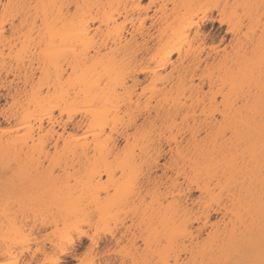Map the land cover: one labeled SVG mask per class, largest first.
Returning <instances> with one entry per match:
<instances>
[{"label": "bare ground", "instance_id": "bare-ground-1", "mask_svg": "<svg viewBox=\"0 0 264 264\" xmlns=\"http://www.w3.org/2000/svg\"><path fill=\"white\" fill-rule=\"evenodd\" d=\"M5 5L8 7L5 8ZM0 7V38L4 32L9 31L14 37L22 34L21 40L19 37L10 38V41L20 40L21 45H28L26 42L34 44L29 41L33 40V36L35 43L40 41L32 58H28L30 68L24 64V67L30 69V73L25 71L30 74V78L25 72L27 78L23 76L25 80L30 79V85H26L29 91L25 89L27 99L24 98V105L17 104L19 109L9 110L5 117L7 122L14 124V129L0 135V168L4 169L5 164H9L10 169L15 166L16 174L15 167H12L11 171L14 170L12 173L15 174L12 176L22 181L12 192L7 191L8 194L5 192L6 187L4 189L2 186L3 191L0 188V264H28L32 260L37 261L36 264H50L53 260L61 261L64 256L76 254L74 242L82 236L88 238L87 248H91V251L88 257L86 255L79 259L78 264H103L99 255L107 254L111 248L106 252L103 248L99 251L101 243L104 246L106 242L98 237L101 236V228H106L101 224L106 225L103 220L107 218L109 222L110 217L107 216L111 215L110 212L113 214V211L122 210L113 207L111 211L110 206L109 212L105 203L109 201L111 204L109 199L113 202L117 198L115 206L125 204V200L119 203L121 195H115L116 198L113 195H119L121 192H116L122 191L124 187L128 190L129 185L120 188L122 179L116 178L113 173L114 169L125 171L123 173L127 175L121 177L125 182L130 173L123 170L128 164L126 162L127 165L122 168V160L132 154L136 159L137 156L141 158L138 160L142 164L138 160V163L134 161L139 167L149 166V170L148 167L144 170L146 173L149 171L143 183L147 185V188L143 185L147 189L146 193L153 188L155 191L148 192L150 199L140 194L141 199L137 204L140 206L145 196L143 198L150 201L147 200L148 204L143 203L150 206L149 212L151 209L154 213L150 215L146 210L148 206L144 205L137 216L136 202H133V208V203L131 207L127 205L129 210L133 209L132 213L135 212L133 215L139 217L137 221L143 220L140 222L145 225L142 228L139 226L141 223L136 221V226L134 219L137 217H134L130 219L134 223H130L135 224L133 227H141L140 230L132 229L133 224L129 223L124 229L121 226V232L118 227V230L115 228L116 232L113 229L114 235L112 229V232L109 230V236H112L110 240L113 239L111 244L122 240L129 243V246L127 241L125 245L122 243L123 246L121 243L113 245L115 250L119 244L122 248L125 246L123 250L118 246L121 248H118L120 252L117 250L120 256L140 239V242L144 241L143 247L137 244L138 241L134 247H140L143 254L139 253L145 256L147 249L154 250L161 244L163 249L157 246L155 250L158 253L154 251L156 257L154 252L151 253L156 259L158 256L157 260L147 256L150 260L154 259L152 262L156 260L155 264H261L264 261V0H0ZM214 22L219 26L225 25L224 31L229 34V38L221 48L211 49L206 47L207 39L212 35L206 29V24ZM30 35L33 36L29 39ZM3 43L4 40H0V44ZM57 45L61 48H56ZM1 50L0 74L12 70L10 67L14 65L6 66L8 63L5 61L9 58L4 61L3 57L7 55ZM34 61L40 64L39 68L42 65L43 69L44 66L41 71L34 63L37 65L36 70L41 71L40 75H36L38 77H33ZM18 62H15L13 70L20 69ZM26 82L29 83V80ZM5 88V93L0 91V98L9 97L13 103L17 101L15 97L18 92L25 95L24 88L14 87L10 83ZM16 91L18 94L15 95ZM53 108H57L59 115L68 114L62 117L64 122L61 121L63 119L59 123L56 121L61 131H57L53 125L50 116ZM77 113L79 116L76 119L74 117ZM67 124H72L76 129L74 131L84 133L80 136V132L76 135L73 131L75 137L72 132L65 133ZM51 139L57 151L59 148L56 145L61 141V146L57 145L60 147L59 153L55 151L54 160L51 157L54 163L58 160L55 163L57 166L63 161L59 154L66 161L68 155H76L83 157L85 166H80L86 171L80 169V172L77 167V173L73 169L77 178L70 176H74L72 171H64L66 181L62 173L58 175L61 178L55 176L56 179L49 180V183L45 180L48 185L43 187L42 184V189L41 184L30 179V170H27L35 164L32 162L38 160L40 153L46 150ZM131 145L138 148V155ZM130 150L134 153L130 154ZM123 153L128 155L121 159L118 154L124 156ZM109 155L113 162L108 159L110 157L107 158ZM96 157L100 161L95 162L103 160L101 166V163L94 164L90 159ZM75 158L78 162L81 159ZM66 161L63 162L65 165L69 163ZM110 163L115 165L111 166ZM26 167L28 169L25 170ZM158 170L160 174H157ZM166 170L172 173L169 175L167 172V175ZM78 174L85 178L82 179ZM130 177L127 184L140 186L139 182L133 183ZM178 177H182V180ZM70 178L73 180L71 183ZM42 179L38 182L42 183ZM59 182L63 184L58 188L56 185ZM160 185L164 188L163 193L166 192V195L162 193L164 198L160 195L162 189L159 193L158 189L155 190ZM100 187L102 191L111 187L116 192L110 188L114 193L108 195L107 190L105 197V191H101L104 194V197L101 196L103 201L96 200L94 195L97 194L95 196L99 198L100 194L91 190H99ZM138 188L134 195H139L140 190V193L145 192L142 186ZM48 189L54 191L50 193ZM75 190L77 193H74ZM194 190H198L199 195L191 196ZM90 191L92 194L94 192L93 196ZM82 194L90 196L86 198ZM157 195L163 199L162 208ZM108 197L112 198L106 200ZM83 198L87 200L83 202ZM45 199L48 202H44ZM33 200L37 203L36 208ZM155 200L159 207L152 205L156 204ZM41 202L44 204L40 207ZM82 203V206L79 205ZM44 210H47V215ZM145 211L148 213L145 214ZM214 212L219 216L210 219ZM103 215L106 219H103ZM46 223L47 227L50 226L47 229ZM82 223L87 224V230L97 227L93 230H100L99 235L95 234L97 230H94L95 236L92 233L89 235V230L83 229ZM38 224H41L39 227L45 224L42 227L44 230L38 228ZM103 230V233L107 231ZM62 236H67L71 241L63 247L60 246ZM160 237L164 242L156 241ZM150 241L158 244L150 249ZM147 243L149 246H146ZM134 247L133 252L138 248ZM136 252L133 257H136ZM169 252L171 256L168 257ZM131 253H126L131 258L129 260L125 257L131 262L125 260L127 263L146 262V257L145 260L140 255L143 258L140 260L137 253V261ZM118 260L114 264L125 262L122 256ZM152 262L150 264H154Z\"/></svg>", "mask_w": 264, "mask_h": 264}, {"label": "rangeland", "instance_id": "rangeland-1", "mask_svg": "<svg viewBox=\"0 0 264 264\" xmlns=\"http://www.w3.org/2000/svg\"><path fill=\"white\" fill-rule=\"evenodd\" d=\"M224 1H225V0H224ZM222 2H223V0H222ZM0 8H1V7H0ZM206 29H207V30H210V34H212V35H211V38L207 39V40H208L207 43H206V47H207V48H211V49H213V48H221L222 46L225 45L227 39L229 38V34H227L226 31H224V30H225V25H221V26H219L218 23H216V22L211 23V24L208 23V24H206ZM7 34H9V35L7 36ZM2 35L5 37V39L8 37L6 40L4 39L3 36H2L3 39L0 38L1 41L4 40V43H3V44H0V47H1L0 50L2 49V50H1L2 53H4V55H7V56L3 57V60H4V59L7 60L6 58H9L7 61L4 60L5 62L8 63V64H7V63L4 62L5 65H6V64H7L6 66H8L9 64H14V65H15V62L17 63V60H18L19 62H21V60H23L20 64L23 65V67H24V64H25V65L27 64V67H29L30 65H28V62L30 63V60H29L28 58H29V57L32 58L31 55L34 54V52H36L37 49H35V48L38 47L37 44H38V42H40V41H38L37 43H35V42L33 41L35 37H34L33 35H30V36H29V39H30V37L33 36V40L31 39V40H29V41L33 42V43L36 44L37 46L34 45V44H32V43H30V42H26V40H23V42L25 41L26 43H28V45H27V44H24V45H23V43H22V45H21V44H20L21 42H19V41L22 39V34H21V36H18V34H17V35H15V37H14V36H13L14 34L12 35L11 32L9 33V31H6V32H4V34H2ZM5 35H6L7 37H6ZM11 35H12V36H11ZM34 35H35V34H34ZM9 36H10V37H9ZM23 36H25V35H23ZM36 36H37V35H36ZM11 37H12V38L14 37V39H16V38L19 37L20 40H17L18 42H16V40L11 39V41H10V38H11ZM25 37H27V35H26ZM25 37H24V38H25ZM37 37H38V36H37ZM24 38H23V39H24ZM38 38H40V37H38ZM213 38H214V39H213ZM8 39H9V40H8ZM212 39H213V40H212ZM37 40H38V39H37ZM39 40H40V39H39ZM5 41H6V42H5ZM12 41H14V42H12ZM10 42H11L12 45L10 44ZM15 42H16V43H15ZM25 42H24V43H25ZM14 43L16 44V46H15ZM31 44H32V45H31ZM18 45H19V46H18ZM29 46H30V48H29ZM32 46H33V47H32ZM34 46H35V47H34ZM11 47H13V48L11 49V50H13V51L10 50ZM17 47H18V48H17ZM25 47H26V48H25ZM51 47H52V46H51ZM57 47L59 48L60 46L57 45L56 48H57ZM15 48H17V49H15ZM49 48H50V47H49ZM52 48H54V46H53ZM60 48H61V47H60ZM29 49H30V50H29ZM21 50H22V51H21ZM28 50H29V51H28ZM50 50H51V49H50ZM52 50H53V52H54V49H52ZM58 50H59V49H58ZM10 51H11V52H10ZM24 51H25V52H24ZM55 51H57V49H55ZM18 52H19V53H18ZM46 52L49 53L50 51H47V48H46ZM12 53H13L15 56H14ZM30 53H31V54H30ZM23 54H24V55H23ZM1 55H3V54H1ZM4 55H3V56H4ZM21 55H22V56H21ZM10 56H11L12 58H11ZM20 56H21V57H20ZM13 57H14V58H13ZM18 57H19V59H18ZM15 58H17V59H15ZM23 58H24V59H23ZM12 59H13V60H12ZM14 59H15V60H14ZM20 59H21V60H20ZM27 60H29V61H27ZM8 61H9L10 63H9ZM19 62H18V64H17L18 67L20 68L19 70H22V69H24V68H25L26 70H24V71H20V72H21V73H20L19 70L17 69V68H18L17 65L15 66L17 70H15V69L13 70V68H14L13 66H14V65H11L12 68L10 67V69H12V70H10V69H9V70H10V71H13V72L8 71V72H9V73H8L7 70H6V71H3V72L0 74V76H1V77H0L1 80H4V82H2V81L0 80V81L2 82V83H0V84H2V85H0V91H1V92L5 93V92H4L5 89H6L5 87H7V86L9 85V83H10V85L12 84V86H14V87H17V86H18V88H20V87H21L22 89L24 88V92H25V89L27 90V92L29 91V90H28L29 87L26 86V85H30V79H29V78H30V76H29L30 74L28 75V73H26V72H29L30 69L26 68V66L23 68V67L20 65V66L22 67V68H21V67L19 66ZM34 63H35V61L33 62V65H34V68H35V71H34V68H33V71H32V72H33V75H34L33 77H38V76H36V75H37V74H38V75L41 74V71L44 69V66H43V69H42V65H41V66H40L41 69H40V68H39V65H40V64L36 62L35 64H37V65H38V68L41 70V71H39V69L36 70L37 67H35V66H37V65H35ZM5 65H4V66H5ZM6 66H5V68H6ZM5 68H3V69H5ZM7 68H8V67H7ZM7 68H6V69H7ZM29 68H30V67H29ZM25 71H26V72H25ZM15 72H16V73H15ZM22 72H23V73H22ZM24 72L29 76V78L26 79V80H29V83H27L26 80L23 79V76H26V75L24 74ZM35 72H36V73H35ZM39 72H40V73H39ZM3 73H4V74H3ZM12 73H13V74H12ZM19 73H20V75H19ZM29 73H30V72H29ZM15 74H16V75H15ZM66 75L69 76L67 73H66ZM66 75L64 74V77H65ZM2 76H4V77L6 76L7 79H5L6 77H5V78H2ZM70 76H71V74H70ZM71 77H73V76H71ZM24 78H25V77H24ZM26 78H27V76H26ZM9 79H10V80H9ZM34 79H36V78H34ZM68 79H69V78H68ZM5 80H6V81H5ZM7 80H9V81H7ZM12 80H14V81H12ZM68 81H70V80H68ZM72 81H73V80H72ZM6 82H7V83H6ZM25 82H26V83H25ZM24 83H25V85H23ZM70 83H71V82H70ZM3 84H4V85H3ZM15 85H17V86H15ZM4 86H5V87H4ZM26 87H27L28 89H27ZM2 88H3V89H2ZM4 88H5V89H4ZM16 90L20 91L21 89H16ZM18 91L15 92V95H16V93H17ZM24 92H23V93H24ZM18 93H19V94H18ZM18 93H17L18 95H16V97H15V98L17 99V101H16L14 98H12V99H14V100L16 101V102H14L16 105L11 101V98H9V97L5 98V97L3 96V97L0 98V135H1L2 133L4 134V133L7 132L9 129H14V124H13L12 122H10V121H8L9 123L7 122V119H6L7 114L9 113V110L11 111V109H14V108H15V109H17V108L19 109L20 106H18L17 104H19V103L21 104V103L23 102L24 98H26V95L28 94V93L25 92V95H24V94L21 95V94H20L21 91L18 92ZM147 93H148V92H147ZM42 94H44V92H43ZM15 95H14V96H15ZM20 97H21V99H20ZM22 97H23V98H22ZM26 99H27V98H26ZM24 103H25V101H24ZM24 103H22V104L24 105ZM11 104H12V105L14 104V105L11 106ZM22 104H21V105H22ZM10 106H11V107H10ZM17 106H18V107H17ZM53 109H54V108H53ZM53 109H52V110H53ZM56 109H57V108H55L53 111H51L52 113H50V116H51V118L53 119V122H54L53 125H54L55 129H56L57 131H61V129H60L56 124L59 123L61 119H63V118H62L63 116L68 115V114L64 113V115H63V114H62V115H61V114L59 115V113H58V111H57ZM109 109H110V108H108V110H109ZM111 109H112V108H111ZM15 111H17V110H15ZM109 111H110V110H109ZM77 112H78V110H77ZM39 113H41V112H39ZM51 114H52V115H51ZM80 114H81V113H80ZM75 115H76V114H74L73 116H75ZM5 116H6V117H5ZM59 116H60V117H59ZM78 116H79V113H77L76 117H74V118L77 119ZM64 118H65V120H67L66 117H64ZM45 119H46V118H45ZM47 119H48V118H47ZM56 121H57V123H56ZM61 121L64 122V119L61 120ZM44 123L47 124L46 121H44ZM11 124H13V125H11ZM65 130H66L65 133H71V132H72V135H73L74 137L77 135V132H80V131H77V132L74 131V130H76V129H74V128L72 127V124H67ZM77 130H81V129H77ZM4 131H5V132H4ZM73 131L76 132V135H74L75 133L73 134ZM82 131H83V130H82ZM80 133H81V132H80ZM80 133H78V134H80ZM83 133H84V132H83ZM83 133H81L80 136H81ZM60 143H61V141H59L57 145H59ZM121 143H122V142H121ZM122 144H123V143H122ZM122 144H121V146H122ZM57 145H56V147H58L59 149H58V148H57V149L60 151V147L57 146ZM134 145H135V144H134ZM60 146H61V144H60ZM131 148L133 149V148H135V147H132V145H131ZM131 148H130V149H131ZM136 149H138V148H135V150H134V149H133V150L136 152ZM46 150L48 151V154L46 153V152H47ZM46 150H44L43 153H42V152L40 153L41 155L44 154L42 157H41V155L38 153V155H40V156H38V157H39L38 160L40 159L39 161H38V160H34L33 162L30 161V162H32V163L35 162V164L32 165L31 167H30L29 165H27V166H29V167H28L29 169H28L27 167L25 168V170L28 169L27 171L30 170V171H29V172H30V173H29V174H30V179L33 180V181H35V183L37 182V184H38V183L41 184L40 188L42 187V184H43V187H44V185L46 186V184L48 185V183L51 182V181H49V180L54 179V178L56 179L55 176H58L59 174H62V173H63L62 178H64V177H65V176H64V175H65L64 171H66V172L72 171L73 174H74L75 171L78 173V171H80V169H81V171H83V170L85 169L84 167H83L84 169H82L81 166H80V165L83 164V162H82V161L84 160L83 157H81V156H76V155H74V156L68 155L69 157H67V155H65V158L67 157V161H66V159L64 160L63 155H62V154H59V155L61 156V160H63V161H62V162H59L60 164H58V166H57L55 163H58V162H57L58 160L54 163V161H52V158H51V157L53 156V160H54V159H55L54 155L56 154V152L59 153V151L55 150V148H54V140H53V139L50 140L49 145H48V147L46 148ZM122 150H123V149H122ZM122 150H121V151H122ZM125 150H126V149H125ZM128 150H129V149H128ZM133 150H132V151L130 150L129 153L132 154ZM55 151H56V152H55ZM121 151H120V152H121ZM126 151H127V150H126ZM122 152H123V151H122ZM138 152H139V151L136 152L137 155H138ZM36 153H37V152H36ZM36 153H34L33 155H34V156H35V155L37 156ZM45 153H46V154H45ZM60 153H61V152H60ZM133 153H134V152H133ZM123 154H124V153H123ZM130 154H129V156H131ZM59 155H58V156H59ZM118 155L120 156L121 159H122V158L124 159V158H126V156L128 155V153H127V155L124 154V156H123L122 154H121V155L118 154ZM132 155L135 157L134 154H132ZM56 156H57V155H56ZM60 156H59V157H60ZM119 156H117V158H118ZM129 156H128V157H129ZM133 156L127 158L126 160H125V159L122 160L123 163H124V165H123V163H122V166H123L122 168H125L124 166H126V165L128 164V165L126 166V168L123 169V170H128V171H129L130 174L128 173V174H129L128 176H129V177L131 176L130 178L132 179V182H133V183H134V182H136V183L139 182L138 184H140V186H142V191H143V190H145V188H147V187H146V186H147L146 183H145L146 186H145L143 183L146 182L145 179H146V176H147L148 173H149V171H148V173H146L147 171L145 172L144 170H146L145 168H147V167H148L147 169L149 170V166L146 165V167L144 168L145 165H142V166L139 167V166H138L139 164H137V163L140 162L139 160H140L141 158L137 156V159H136V157L134 158ZM32 157H33V156H32ZM62 157H63V158H62ZM71 157L73 158L72 160H71ZM75 157H80V158L82 159V160L79 159L81 162H80V161L78 162V161H77L78 159L75 158ZM108 157H110V158H108ZM111 157H112L111 155L107 156L108 159H111ZM132 157H133V159H132ZM33 158H35V157H33ZM36 158H37V157H36ZM68 158H69L71 161H73V162H75V160L77 159V160H76L77 162H75V163L72 162V163H71V162L69 161ZM84 158H85V157H84ZM138 158H140V159L138 160ZM56 159H57V158H56ZM90 159H92L91 161H94V160H98V161H100L97 157H96V159H93V158H90ZM105 159H106V158H105ZM165 159H167V156H165ZM61 160H60V161H61ZM117 160H118V159H117ZM132 160H133V161H132ZM135 160H136V162H137V160H138V162H137V163L134 162ZM64 161H66L65 163H68V161H69V163L65 165V164L63 163ZM91 161H89V163H90ZM102 161H103V160H101V162H97V161H96V162H97V163H101V164H100V166H101V165H102ZM108 161H109V160H108ZM111 161L113 162L112 159H111ZM114 161H115V159H114ZM124 161H125V162H124ZM160 161H161V159H160ZM162 161H163V159H162ZM86 162L88 163L87 158H86ZM96 162L94 161V164H95ZM126 162H127V164H126ZM32 163H29V164L31 165ZM80 163H81V164H80ZM87 163H86V164H87ZM91 163H92V162H91ZM91 163H90V165L92 166ZM115 163H116V162H115ZM120 163H121V162H120ZM120 163H119V164H120ZM61 164H62V166H61ZM113 164H114V163H113ZM113 164L111 165V163H110L111 166H114V165H115V164H114V165H113ZM125 164H126V165H125ZM136 164H137V165H136ZM140 164H142V162H140ZM144 164H146V163H144ZM67 165H68V166H67ZM90 165L87 164L88 167H89ZM96 165H98V164H96ZM96 165H95V166H96ZM7 166L9 167V164H8ZM7 166H6V164H5V167H7ZM11 166H12V164H11ZM83 166H85V164H83ZM120 166H121V165H120ZM5 167H4V169H3V168H2V169L0 168V169H1L0 174L2 173V174L0 175V177H1V178H0V188H1V190H2L3 188L5 189V187H6L5 192H6V194H8L7 191H11V192H12V191H13V188H14L16 185H18L19 182H22V181L19 180L18 177H15V176L13 177V176H12V174H14V173H12V172H14V170H13V171H11V170H12V167L14 168L15 166H12L11 169H10V167H9V168L7 167V169H6ZM77 167H78V171L76 170ZM88 167H87V170H89ZM97 167H98V166H97ZM115 167H116V166H115ZM141 167H142V168H141ZM62 168H63V169H62ZM113 168H114V167H113ZM116 168H117V167H116ZM5 169H6V170H5ZM65 169H66V170H65ZM73 169H74L75 171H73ZM139 169H142L144 172L141 171V170H139ZM62 170H63V171H62ZM3 171H4L5 173H3ZM81 171H80V172H81ZM85 171H86V169H85ZM114 171H115V172L113 173V176H115V174H116V178H118V179L120 178V180L122 179V182H121L120 180L117 181L118 179L116 180L117 182H121V183H120L121 185H120L119 187H120V188H123V187H122L123 185H124V186L129 185V186H128V187H129L128 190L125 189V187H124V188L122 189V191H121V190H118V191L116 192V189L111 188V187H112V186H111L110 188L113 189V190H115L114 192H116V193H118L119 191L121 192V193H119V195H117V194H114V195H113L114 192L111 191L110 188L107 189L108 192H109V194H108V192H106L107 190H106V191L104 190L105 192L102 191V190H100V189H103L102 187H100L99 190H95V189H96V188H95V189H92L91 191H94V192L96 191L97 193L99 192V193H98V194H100V195H99V198L97 197V196H98L97 194H95V195H97V196L94 195V197L96 198V200H97V199H98V200H102V197H101V196L104 197V194H105V197H106V193H107L108 195H110V192H113L112 195H113L114 198L119 197V196L121 195L122 197L120 196V198H122V199L119 201L120 198H118V201H119V203H120V202H122V200H125V201H123V202L125 203L124 205H123V203H120L121 206H120V204H118L119 206H117V205L115 206L114 203L116 204L115 201H117V198H116V200L113 198L114 200H113V202H112V200L109 199V198H112V197H108V198H106V200L109 199V200L111 201V204H110V202L108 201V204H109V205H108L106 200H105L106 203H105V201H104V203L107 205V207H108V211H109L110 206H111L110 210H111L113 207H116L115 210H116L117 208H118V210H119L120 208H122V210L120 209L119 211H116V212L113 211V214H114V215L112 214V212L109 211V212L111 213V215H110V214H109V216L106 215L107 217H110L109 222H107V221H108V218H107L106 221L103 220V222H106V223H107L106 225H103V223H102V221H101V223H102V224L100 223L101 226H105L106 228H104V227H103V228L107 230V231H106V230H103V228H101V226H100V228H101V232H102V230H103V231H106L105 233H103V232L101 233L100 230L98 231V230L96 229V230H97V231H96V230L94 229V230L97 232V233H95V231L93 230V228H97V227H93V226H92L93 228H91V227L88 225V226L92 229V230H91V229H88V230L90 231V232H89V231L87 230V226H86L87 224L84 225V224L82 223V224H83V225H82V226H83L82 228H83V229H86V230L88 231L89 235H91V233H92V234L95 233V234L99 235L98 232H100L101 236H100V235L98 236L99 239H100L102 242H104V241H106L105 243L108 242V243H107L108 245H105V243H103L104 246H103L102 243H101V246H102V247H101V248L99 247V249H100L99 251H102V250H103L104 252H106V250H108L109 248H111V249H110L111 252H110V251H109V252L107 251V254H106V253H104V254L102 253L104 256H103V255H99V256H100V260L102 259V262H103V261H104V263H105V262H107V263L110 262L109 264H114V263L119 262L118 259H121V256H122V259L124 258V261L126 260L127 257H128L127 259H129L130 257H129V255L126 254V253H128V252L131 253V251H132L131 255H132V257H133V255H135L134 252H136V250H137L138 248H139V249H138V251L136 252V257H135V256H134V257L137 259L140 255L143 254V251H140V247H138V246H137L138 248H137V247H134V245H136V242H137V241H138L137 244H139V246L144 245V244H143L144 241H141V242H140V239H139V240L137 239L136 242L134 243V245L130 243L131 246L134 247V249H136V248H137V249L134 250V252H133V249H132V247H131V249H127L128 252L125 251V252H126V253H125V252L123 251L122 253H124V254H122V255L120 256V253L118 254V253H117V250H118V248H119L118 246H120L122 243H124V240H122L123 242H122V241L118 242V243H121V244H119L117 247L115 246V247H116V250H115V248H114L113 245L118 244V243H115V242H114V244H111V243H113V241H112L113 239L110 240V238H111L112 236H109V235L111 234L112 231H113V235H114V230H115V228L117 229V227H118L119 231H120V230L122 231V230L124 229V227L128 226V223H129V224H133V223L135 222V223H136V226L138 225V223H141L139 226H141V227L144 226L145 224L143 225V223L140 222V221H143V220L137 221V219L139 218V217H137V216H139V214H140V213H139V209L142 208L141 206L145 207L144 205H147V204H148V203H147L148 198L145 199L147 196H148V197L150 196V194H149L148 192H150V193H151V192H155V191H153L154 188H153V189L150 188V189H152V190L150 191V190L148 189L149 191H148L147 193H146V190H147V189H146L145 192L143 191L144 193H143V192L140 193V192H141V190H140V192H138L139 195H134V194H136V191H138L136 188L139 187L138 189H140V186H137L135 183H134V185H133L131 182H130L131 184H127L126 181L128 180V176H126V180H125V182H123L124 180H123V178H121V177H122V175H124V174L127 175L126 173H123V172H125V171H122V172H121L119 169H118V170H115V169H114ZM116 171H117V172H116ZM170 171H171V170H166V174L168 175V173H169V175H170V174L172 173V172H170ZM9 172H10V173H9ZM72 172H70V174H71ZM76 172H75V173H76ZM120 172L123 173V174H121ZM167 172H168V173H167ZM49 173H50V174H49ZM86 173H87V172H86ZM117 173H118V174H117ZM135 173H136V174H135ZM139 173H140V174H139ZM158 173L160 174L161 171L158 170V171H157V174H158ZM15 174H16V167H15ZM15 174H14V175H15ZM68 174H69V173H68ZM79 174H80V173H79ZM79 174H78V175H79ZM120 174H121V175H120ZM131 174H132V175H131ZM141 174H142V175H141ZM145 174H146V175H145ZM48 175H49V176H48ZM66 175H67V174H66ZM84 175H85V173H84ZM119 175H120V177H117V176H119ZM125 175H124V176H125ZM140 175H141V176H140ZM45 176L47 177V179H45ZM70 176H72V177H76L77 175L74 174V176H73V175L71 174ZM124 176H123V177H124ZM138 176H139L140 178H139ZM144 176H145V177H144ZM39 177H40L41 179H42V178L44 179V181H43V179H42V183H40V182H41V179L38 180ZM58 177H59V176H58ZM58 177H57V178H58ZM72 177H71V178H72ZM79 177H81V175H79ZM141 177H142V178H141ZM35 178H36V179H35ZM49 178H50V179H49ZM59 178H61V175H60ZM66 178H67V177H66ZM71 178H70V179H71ZM76 178H77V177H76ZM81 178L83 179V178H85V176H84V177L82 176ZM102 178H103V176H102ZM138 178H139V179H138ZM179 178H181V180H182V177H178V179H179ZM55 179H54V180H55ZM70 179H68V180H70ZM72 179H73V178H72ZM72 179L70 180V183H71V181L73 182ZM104 179H105V178H104ZM124 179H125V178H124ZM135 179H138V180H135ZM163 179H165V178H163ZM45 180H47L48 183H47V181H45ZM57 180H59V179H57ZM64 180H65V178H64ZM64 180H62L61 182H63ZM68 180H67V181H68ZM76 180H77V179H76ZM114 180H115V179H114ZM143 180H144V181H143ZM179 180H180V179H179ZM38 181H40V182H38ZM65 181H66V180H65ZM81 181H82V180H81ZM129 181H130V180H129ZM163 181H164V180H163ZM52 182H53V181H52ZM68 182H69V181H68ZM77 182H78V181H77ZM127 182H128V181H127ZM30 183H31V182H30ZM56 183H57V181L54 183V185H55ZM74 183H76L75 180H74ZM122 183H124V184H122ZM128 183H129V182H128ZM31 184H34V183L32 182ZM31 184H30V185H31ZM50 184H52V183H50ZM62 184H63V183H60V182H59L58 185H56V187L58 186V188H59V186L62 185ZM76 184H77V183H76ZM76 184H75V186H76ZM83 184H84V183H83ZM35 185H36V184H35ZM35 185H34V186H35ZM54 185H52V186H54ZM66 185H67V184H66ZM71 185H74V184H71ZM77 185H78V184H77ZM79 185H81V184H80V181H79ZM130 185H131V186L133 185V187H131ZM143 185H144L145 188H143ZM162 185H163V184H162ZM2 186H4V187L2 188ZM32 186H33V185H32ZM36 186H37V185H36ZM50 186H51V185H50ZM52 186H51V187H52ZM69 186H70V184H69ZM82 186H83V185H82ZM135 186H136V188H135ZM165 186H166V184H165ZM43 187H42V189H44ZM51 187H49V188H51ZM72 187H73V186H72ZM72 187H71V188H72ZM77 187H78V186H77ZM45 188H47V187H45ZM54 188H55V187H54ZM54 188H53V189H54ZM58 188H57V189H58ZM120 188H119V189H120ZM162 188H163V186H162ZM162 188H161V185H160L159 188H156L155 190L157 191V189H158V193H159V190H160V192H161V189H162ZM4 189H3V190H4ZM74 189H75V187H74ZM163 189H164V188H163ZM163 189H162V192H161V194H160L161 197L164 196L163 194L166 195V192H165V191H164V193H163ZM167 189H168V188H166V191H168ZM3 190H2V191H3ZM46 190H47V189H46ZM46 190H45V191H46ZM50 190H51V189H50ZM72 190H73V189H72ZM77 190H78V188H77ZM77 190H75L76 192H74V193H77ZM79 190H80V189H79ZM109 190H110V191H109ZM126 190H127V191H126ZM36 191H37V190H36ZM40 191H42V190L40 189ZM40 191H38V192H40ZM48 191H49V189H48ZM48 191H47V193H48ZM53 191H54V190H53ZM53 191H52V192H53ZM55 191H56V189H55ZM91 191H90V193H91ZM101 191L104 192V194H103ZM129 191H130V192H129ZM134 191H135V192H134ZM5 192H2V193L5 194ZM43 192H44V191H43ZM49 192H50V191H49ZM52 192H50V193H52ZM79 192L81 193V191H79ZM94 192H93V194H94ZM122 192H125V193H122ZM128 192H129L131 195H130ZM131 192H132V193H131ZM36 193H37V192H36ZM44 193H45V192H44ZM47 193H46V194H47ZM80 193H79V194H80ZM126 193H127V194H126ZM158 193L156 192V194H158ZM162 193H163V194H162ZM198 193H199L198 190H194V191L191 192V196H196V194L199 195ZM46 194H45V195H46ZM91 194H92V193H91ZM93 194H92V196H93ZM140 194H142V195L144 194L146 197H145V196H143V197H145V198L142 197V201H141L142 204L140 203L141 205L139 206L137 203H139L138 201L141 199V198L139 197ZM146 194H147V195H146ZM168 194H169V193L167 192V197L169 196ZM38 195H39V193H38ZM40 195H41V194H40ZM43 195H44V194H43ZM47 195H48V194H47ZM76 195H77V194H76ZM82 195H83V194H82ZM87 195H89V194H87ZM115 195H116V197H115ZM129 195H130V196H129ZM142 195H141V196H142ZM160 195H157V196L160 197ZM3 196H4V195H3ZM33 196H34V195H33ZM41 196H42V195H41ZM41 196H40V197H41ZM48 196H49V195H48ZM48 196H47V199L49 198ZM51 196H52V195H51ZM89 196H90V195H89ZM89 196H88V197H89ZM131 196H132V197H131ZM133 196H136L137 199H136V197H133ZM152 196H153V194H152ZM154 196H155V195H154ZM36 197H37V195H36ZM44 197H45V196H44ZM83 197L88 198L87 196H84V195H83ZM100 197H101V198H100ZM124 197H126L127 199L124 198ZM138 197H139V199H138ZM155 197H156V196H155ZM159 197H158V199H157V200H158V203H159V202H160V203H161V202L164 203V202H163V199L160 197V198H161V200H160ZM6 198H7V197H5V199H6ZM33 198H34V197H33ZM38 198H39V196H38ZM42 198H43V196H42ZM42 198H41V199H42ZM45 198H46V197H45ZM81 198H82V196H81ZM86 198H85V199H86ZM152 198H154V197H152ZM152 198H151V199H152ZM163 198H164V197H163ZM36 199H37V198H36ZM36 199H34V200H36ZM39 199H40V198H39ZM83 199H84V198H83ZM85 199L83 200V202L85 201ZM91 199H94V198H91ZM103 199H105V198H103ZM134 199H135V200H134ZM143 199H144V200H143ZM149 199H150V197H149ZM165 199H167V198H165ZM165 199H164V201H165ZM169 199H170V197H168V200H169ZM34 200H33V202H34V206H35L37 203L35 204V201H34ZM48 200H49V199H48ZM48 200L45 199L44 202H45V201L48 202ZM86 200H87V199H86ZM88 200H89V199H88ZM159 200H160V201H159ZM37 201H39V200L37 199ZM37 201H36V202H37ZM40 201H41V200H40ZM51 201H52V200H51ZM51 201H50V202H51ZM79 201H80V200H79ZM102 201H103V200H102ZM102 201H100V202H102ZM127 201H128V202H127ZM131 201H132V202H131ZM145 201H146V202H145ZM148 201H150V200H148ZM155 201H156V200H155ZM126 202H127V203H126ZM133 202H136L135 205L137 204L136 206H138V207H136V208H138V209H137L138 211H135L136 213L133 212V213H135L136 215L138 214L137 216H136V215L134 216L133 213H132V210H133V209H132V210H129V207L127 206V205L129 204L130 207H131V203H133ZM143 202H144V203H147V204H144ZM42 203H43V202H41V205H39L40 207L42 206ZM51 203H52V202H51ZM51 203H50V204H51ZM53 203H54V202H53ZM80 203H81V201H80ZM98 203H99V201H98ZM98 203H97V204H98ZM112 203H113L114 206H112ZM117 203H118V202H117ZM151 203H152V202H151ZM151 203H149V205H151ZM153 203H154V202H153ZM160 203H159V204H160ZM162 203L159 205L160 208H162V205H163ZM43 204H44V203H43ZM45 204H46V203H45ZM50 204H49V205H50ZM97 204H96V205H97ZM105 204H104V205H105ZM165 204H166V203H165ZM79 205L82 206L83 203H82V204H79ZM84 205H85V204H84ZM99 205L101 206V203H99ZM99 205H97V206L99 207ZM102 205H103V204H102ZM133 205H134V203L132 204V208L134 207ZM152 205H157V206H158L157 201H156V204H152ZM36 206H37V205H36ZM36 206H35V208H36ZM91 206H95V205L92 204ZM147 206H148V205H147ZM159 206H158V207H159ZM40 207H39V208H40ZM47 207H50V206H47ZM52 207H53V204H52ZM52 207H51V210H53ZM87 207H88V206H87ZM119 207H120V208H119ZM126 207H128V208L126 209ZM152 207L154 208L155 206H152ZM163 207H164V205H163ZM39 208H38V209H39ZM45 208H46V206H45ZM89 208H90V202H89ZM92 208H93V207H92ZM92 208H91V209H92ZM94 208H95V207H94ZM96 208H97V207H96ZM96 208H95V209H96ZM102 208H103V206H102ZM104 208L106 209V207H104ZM104 208H103V209H104ZM136 208H135V210H136ZM149 208H150V206H148V209H146V210H148V212H149ZM153 208H152V209H153ZM156 208H157V207H156ZM41 209H42V208H41ZM48 209H49V208H48ZM86 209H87V208H86ZM91 209H89V210H91ZM95 209H94V210H95ZM144 209H145V208H144ZM36 210H37V209H36ZM51 210H49L50 213L54 211V210H53V211H51ZM87 210H88V209H87ZM159 210H160V209H159ZM161 210H162V209H161ZM39 211H40V210H39ZM41 211H42V210H41ZM44 211H45V210H44ZM111 211H112V210H111ZM121 211H123V212H121ZM150 211H151V212H149V214L152 213L153 210L150 209ZM156 211H157V210H156ZM106 212H107V211H106ZM127 212H130V213H127ZM137 212H138V213H137ZM140 212H142V211H140ZM148 212L145 211V214L148 213ZM39 213H40V212H39ZM41 213H42V212H41ZM44 213H46V215H47V210H46ZM92 213H93V212H92ZM143 213H144V212H143ZM143 213H142V214H143ZM153 213H154V212H153ZM153 213H152V214H153ZM214 213H215V212H214ZM214 213H212L210 219H215V218H217V217L219 216L218 213H215V214H214ZM105 214H106V213H105ZM131 214H132V215H131ZM142 214H141V215H142ZM145 214H143V215H145ZM152 214H150V215H152ZM92 215H94V214H92ZM116 215H118V216H116ZM40 216H42V214H41ZM36 217H37V216H35V218H36ZM43 217H44V216H43ZM94 217H96V216H94ZM103 217H104V215H103ZM112 217H113V218H112ZM132 217H133V218H132ZM134 217H137V218L134 219ZM140 217H142V216H140ZM147 217H148V215H147ZM45 218H46V217H45ZM111 218H112V219H111ZM114 218H115V220H114ZM37 219H39V217H37ZM43 219H44V218H43ZM103 219H106V218L104 217ZM130 219H131V220L134 219V222L131 221ZM141 219H142V218H141ZM143 219H145V217H143ZM40 220H42V218H41ZM146 220H147V219H146ZM146 220H144V223H146ZM38 221H39V220H38ZM130 221L133 222V223H130ZM136 221H137L138 223H137ZM39 223H40V222H39ZM121 224H122V225H121ZM125 224H126V225H125ZM44 225H45V224H43L42 227H44ZM134 225H135V224H133V225H131V226L133 227ZM39 226H41V224H38L37 227H38V228H42V227H39ZM85 226H86V227H85ZM121 226L123 227V229H120V228H122ZM131 226H129V227H131ZM136 226L133 227V228L131 227V228H132V229H136V230H138L137 228H139V227H136ZM49 227H50V226L47 227V223H46V228H45V229H47V228H49ZM89 227H88V228H89ZM107 227H108V228H107ZM141 227H140V228H141ZM140 228H139V230H140ZM142 228H143V227H142ZM42 229H43V228H42ZM42 229H41V230L39 229V231H43V230H44V229H43V230H42ZM111 229H112V231H111ZM113 229H114V230H113ZM118 229H117V230H118ZM48 230H49V229H48ZM86 230H85V231H86ZM109 230H110L111 232H109ZM117 230H115V232H116ZM141 230H142V229H141ZM87 231H86V235H88V234H87ZM121 231H120V232H121ZM43 232H44V231H43ZM109 233H110V234H109ZM89 235H88V236H89ZM93 235H94V234H93ZM93 235H92V237H93ZM103 235H104V236H103ZM116 235H117V234H116ZM94 236H95V235H94ZM83 237H85V238H83ZM107 237H108V238H107ZM104 238H105V239H104ZM157 238H158V237H157ZM161 238H162V237H160V239H161ZM87 239H88V238H87L86 236H82V237L76 239L75 242H74V243H75V244H74V248H76V251H77L76 254H74V255H72V256H64L60 262H62V264H67L68 261H73L74 264H78L79 261H80L79 259H81V258H82V259L85 258L86 255H87L86 257H88V256H89L88 254H90V253H88V252L91 251V250H90L91 248H90V249H89V247L87 248V245L89 244V241H88ZM148 239L152 240L151 238H148ZM160 239H159V240L156 239V241H159V242L162 241V242H164V240H162V239L160 240ZM107 240H108V241H107ZM109 240H110L111 242H109ZM141 240H142V239H141ZM153 240H155V239H153ZM76 241H77V242H76ZM126 241H127V240H125V243H126ZM147 241H149V240H147ZM147 241H146V242H147ZM139 242H140V243H139ZM150 242H151V241H150ZM162 242H161V243H162ZM125 243H124V245H125ZM127 244H128V246H129L128 241H127ZM127 244H126V247H127ZM140 244H141V245H140ZM153 244H154V245H153ZM157 244H158L157 242H156V243H154V241H153V243L151 242V245H152V246L150 245V249H151V247L154 248L155 245H157ZM145 245H146V244H145ZM164 245H165V243H164ZM122 246H123V244H122ZM146 246H149V244L147 243ZM146 246H144V247H146ZM157 246H158V247L160 246V247H161L160 249H163L160 243H159ZM157 246H156V248H155L156 250L158 249ZM165 246H167V245H165ZM104 247H105V248H104ZM120 247H121V246H120ZM124 247H125V246H124ZM124 247H123V248L121 247L122 249H121V248H119V249L123 250ZM142 247H143V246H142ZM102 248H103V249H102ZM128 248H129V247H128ZM147 248H149V247H147ZM101 249H102V250H101ZM125 249H126V248H125ZM155 249H154V250L152 249L151 251H149V249H147L148 251L145 249L146 251H145L144 253L147 252L148 254L146 253V256H145V254L142 255V257L144 256V257H143L144 259H145V257H146V259L149 260V262H147V260L145 259L146 262H145V263L142 262V263H144V264H150V263L152 262L151 260H154V259H151V260H150V259H149V258H150L149 256H151V258H153L154 256L156 257V255H157L158 252H157ZM121 250H120V251H121ZM130 250H131V251H130ZM141 250H142V248H141ZM143 250H144V249H143ZM115 251H116V252H115ZM118 251H119V250H118ZM120 251H119V252H120ZM139 251H140V253L142 252V254H140ZM154 251H156L157 253L154 252ZM149 252H150V254L154 252V256L152 257L153 254L150 255ZM164 252H165V251H164ZM133 253H134V254H133ZM137 253H139V254H138L139 256H137ZM155 253H156V254H155ZM105 254H106V255H105ZM125 254H126V256H123V255H125ZM91 255H92V254H91ZM127 255H128V256H127ZM167 255H168V257H169L170 252H169V254H167ZM99 256H98V258H99ZM101 256H102V258H101ZM147 256H148L149 258H147ZM164 256H166V255H164ZM170 256H171V255H170ZM119 257H120V258H119ZM125 257H126V258H125ZM134 257H133V258H134ZM140 257H141V256H140ZM140 257H139L140 260L143 259L142 257H141V258H140ZM155 257H154V258H155ZM168 257H167V258H168ZM96 258H97V257H96ZM116 258H117V259H116ZM133 258H132V259H133ZM135 258H134V259H135ZM165 258H166V257H165ZM167 258H166V259H167ZM130 259H131V258H130ZM130 259H129V260H130ZM134 259H133V260H134ZM155 259H156V258H155ZM157 259H158V256H157ZM157 259H156V260H157ZM171 259H172V258L170 257V261H171ZM117 260H118V261H117ZM129 260H126V261L130 262ZM156 260H155V261H156ZM167 260H168V259H167ZM167 260H166V261H167ZM124 261H123V262H124ZM126 261L124 262V264H130V263H131V262H130V263H127ZM131 261H132V260H131ZM137 261H138V259H137ZM142 261H143V260H142ZM150 261H151V262H150ZM155 261H153L152 263H154ZM168 261H169V260H168ZM36 262H37V261H36ZM112 262H113V263H112ZM120 262H121V261H120ZM123 262H122V263H123ZM133 262H134V261H133ZM133 262H132V263H133ZM171 262H172V261H171ZM38 263H39V262H38ZM104 263H103V264H104ZM135 263H136V261H135L133 264H135ZM138 263H139V262H138ZM140 263H141V261H140ZM140 263H139V264H140ZM105 264H106V263H105ZM154 264H155V263H154ZM165 264H166V263H165ZM167 264H168V262H167ZM169 264H170V263H169ZM171 264H172V263H171Z\"/></svg>", "mask_w": 264, "mask_h": 264}, {"label": "snow or ice", "instance_id": "snow-or-ice-1", "mask_svg": "<svg viewBox=\"0 0 264 264\" xmlns=\"http://www.w3.org/2000/svg\"><path fill=\"white\" fill-rule=\"evenodd\" d=\"M7 7H8V5H5V8H7ZM61 241H62V243L60 244L61 247L65 246V243H70L71 242L70 239L67 236H62L61 237ZM69 251H70V249H69ZM17 264H18V262H17ZM28 264H36V261L35 260L29 261ZM50 264H62V262L57 261V260H53V261L50 262ZM67 264H74V262L73 261H68ZM261 264H264V261H262Z\"/></svg>", "mask_w": 264, "mask_h": 264}]
</instances>
